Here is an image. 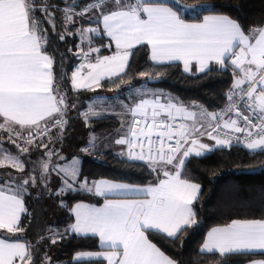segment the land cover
Returning <instances> with one entry per match:
<instances>
[{
    "label": "snow or ice",
    "instance_id": "6c2138e0",
    "mask_svg": "<svg viewBox=\"0 0 264 264\" xmlns=\"http://www.w3.org/2000/svg\"><path fill=\"white\" fill-rule=\"evenodd\" d=\"M54 7L49 0H40L39 4L37 0H0V130L8 133L21 154H27L21 158L8 152L0 158V168L9 166L21 174L0 176V264H38L35 249L39 242H21L19 235L25 231L22 215H28L24 197L29 188H39L41 194L52 193V173L60 180L56 195L82 191L104 197V202L100 207L75 204L71 208L74 222L63 233L49 229L50 235H42L40 240L55 244L65 234H91L99 237L102 250L80 251L74 256L76 261L177 264L150 236L155 233L175 240L197 224L193 204L201 185L185 178L186 164L214 149H230L234 140L243 142L252 154L264 153V26H253L246 32L236 19L217 11L215 0L191 6L193 12L208 13L202 18L194 16L198 22L184 18L189 6L179 0H88L83 8L78 2L65 4L61 10L63 31L57 33V17L49 11ZM38 11L61 41L68 35H78L81 40L75 55L84 62L70 77L74 91H94L104 79L116 84L122 74H128L137 46L146 45L153 67L182 62L186 73L193 71V65L197 72L206 73L215 70L210 67L213 62L224 70L232 66L233 84L225 94L227 103L220 111L210 112L172 98L162 103L157 92L151 93L152 99L144 98L147 91L142 93L133 86L139 98H133L132 106L120 102L124 114L132 119L121 122L122 134L114 143L126 146L129 161L146 162L156 173V182L147 186L109 179L82 182L78 159L63 165L57 162L66 158L54 145L62 139L65 117L75 104H68L63 86L66 73L54 72V57L47 51L48 34L36 16ZM89 14L88 23L92 24L94 17L95 27H75ZM96 35L106 36L108 43L101 40L100 47H94ZM113 44L112 55H100L102 47L111 49ZM85 68L87 73L82 74ZM139 76L156 78L150 72H140ZM240 101H244L243 107ZM80 115L88 123L101 113L90 104ZM178 120L191 124H177ZM53 128L58 130L55 136L51 134ZM205 136L214 145L201 142ZM97 140L91 136L83 151H95ZM40 149L44 150L42 156L31 161V152ZM29 163L33 166L26 171ZM130 195L137 198H127ZM199 252L219 254L221 258L264 256V216L232 219L212 228ZM39 264H52L51 257L45 254ZM253 264H264V260Z\"/></svg>",
    "mask_w": 264,
    "mask_h": 264
},
{
    "label": "trees",
    "instance_id": "16d2710c",
    "mask_svg": "<svg viewBox=\"0 0 264 264\" xmlns=\"http://www.w3.org/2000/svg\"><path fill=\"white\" fill-rule=\"evenodd\" d=\"M78 2L83 8L88 0H49V3L56 7L50 8L57 17L56 32L63 31L61 25V10L66 3ZM207 0H179L180 4L188 5L189 10L184 12V18L188 21H196L194 16L202 17L206 12H193L191 6L205 3ZM40 0H37V4ZM217 11L229 15L236 19L247 32L253 26H264V0H215ZM36 16L42 21V27L48 34L47 51L54 57V72L66 73L67 79L64 81V90L68 94V104H75L76 108L69 107L70 117L65 118L67 124L63 130L64 137L57 142L58 149L63 146L64 139L67 146L73 142L75 146L70 156L63 163L74 155L80 156V179L87 182L109 179L115 182L130 183L139 186L147 185L154 180L155 174L147 164L129 162L126 158L115 156L110 151L86 153L80 155L78 150V135L71 137L74 120L84 111L87 104L97 97L108 99H126L127 91L134 87L144 85L154 87L173 96L181 103L198 104L210 112H218L226 102L225 94L232 86L233 68L228 66L227 70L219 69L206 73L186 74L181 69L180 64L173 63L170 66L153 67L149 61L148 48L137 46L135 55L130 58V69L128 74L116 84L104 79L101 87L95 90L74 91L71 88L70 77L75 66L79 63L80 57L75 55L77 45L81 43L78 35H68L61 41L59 36L53 33L52 26L44 19L42 12H36ZM80 21V20H79ZM88 23H77L75 27ZM72 27V26H69ZM74 30V29H73ZM104 36L96 35L93 40L94 47H100ZM86 45H84L85 47ZM71 49V51H69ZM112 49L101 48L100 55L110 53ZM96 55V54H95ZM94 57V56H93ZM140 72H150L160 79L158 84H148V77L139 76ZM158 73H162L157 75ZM120 123L113 117L93 118L86 124V130L92 133H99L114 130ZM75 127V126H74ZM0 138L3 143L0 147L7 149L16 148L8 139V133L0 130ZM46 139V138H45ZM84 138L83 140H85ZM70 142H72L70 144ZM14 146V147H13ZM53 147V146H52ZM72 149V150H73ZM39 151H34L31 155L37 156ZM15 154V153H13ZM264 153L252 154L244 146L233 144L230 149H214L212 153H207L205 157L191 159L186 164L185 178L191 179L193 183L201 185V192L198 200L193 204L196 213L197 224L179 234V238L163 239L159 234H153L150 239L158 247L177 262V264H245L252 260H264V256L259 254L235 255L221 258L219 254L200 253L199 248L204 240L206 232L217 226H224L232 219L261 218L264 216ZM27 167V165H26ZM11 173L13 176H20L12 168H0V176L4 173ZM34 174V173H33ZM60 185V180H51L50 187L52 193L43 192L39 188H29L25 195V207L28 215H22V225L25 229L19 235L23 240L33 244L39 242L35 249L37 261L43 259L44 255L51 256L52 264H105L103 260L76 261L74 256L80 251L96 252L101 250L95 236H77L75 234H65L63 238H58L55 244L49 239L40 240V237L50 235L49 229L53 232L63 233L64 229L73 222L70 209L77 202H85L94 205H101L104 198L88 194L82 191H66L62 195H56ZM63 202V206L61 205Z\"/></svg>",
    "mask_w": 264,
    "mask_h": 264
},
{
    "label": "rangeland",
    "instance_id": "374dc122",
    "mask_svg": "<svg viewBox=\"0 0 264 264\" xmlns=\"http://www.w3.org/2000/svg\"><path fill=\"white\" fill-rule=\"evenodd\" d=\"M89 16H90V14L89 15H86L85 17H83V18H81L80 19V21H79V23H82V24H84V23H88V19H89ZM92 19H95L94 17L92 18ZM80 27H85V28H87V27H94V25L93 24H85V25H80ZM232 84H233V81H232ZM137 95L138 93H135L133 90H131V88L127 91V94H126V99L125 100H121V99H108V98H106V97H97V98H94L93 100H91L88 104H87V107L84 109V111H86L87 109H88V106L90 105V104H92V105H94L95 106V108L97 109V108H101V109H103V110H107L108 112L106 113V114H104V113H101V115L99 116V117H102V116H111V117H114L113 116V114H112V110H119V111H122V107H121V101H123V103L124 104H127V100H129L130 98H133V97H135V95ZM99 98H103V101H101ZM75 108H76V106H75ZM84 111H82V112H80L79 114H77V116L78 117H80V118H78L77 120L75 119L74 120V118H73V121H74V126H73V129L71 130V132H70V136L71 137H74V136H76V135H78L79 136V138H80V140H79V142H82V144L83 145H79V148H78V150H80V155L82 156V155H86V153L88 154V153H93V152H104V151H110V152H112L115 156H117V157H120V158H124L125 156L123 155V156H121V152L123 151V149L122 148H119L117 145H115V143H114V141H115V139H117V137H120V135L122 134V130H121V122L123 121V122H125L126 121V116H122V117H119V120H120V125H119V127L117 128V129H114V130H108V131H103V132H99V133H92V132H88L87 130H86V122H85V120L83 119V117H82V115H80L81 113H83ZM67 115H69V117L71 116L70 115V112L68 111L67 112ZM98 117V118H99ZM118 117V116H117ZM66 119V118H65ZM118 130H120V131H118ZM57 132H58V130L57 129H55V128H53L52 130H51V134L53 135V136H55L56 134H57ZM93 135H95L97 138H98V140H97V148H96V150L95 151H90V152H85V151H83V149L84 148H86L87 146H88V141H89V139L91 138V136H93ZM64 137V135L62 134V138ZM84 138H86L85 140H83ZM205 138H207V137H205ZM67 139L68 138H66V139H64L65 141H63V146L60 148V155L61 156H63V157H68V156H70V154L72 153V151H76L77 149H75V148H77L76 147V145H74L75 143L73 142H70V146H67L68 144H66V141H67ZM18 143H19V141H18ZM14 145V144H13ZM58 143H56L55 145H54V147L56 148V149H58L57 147H58ZM53 145H50V147H52ZM75 146V148L73 149V147ZM14 147V146H13ZM14 148H16V149H14V150H19L16 146L14 147ZM73 149V150H72ZM43 149H42V151L41 152H39L38 154H37V156H34V154L33 155H30V157H28L31 161H36L37 159H38V157H40V156H42V153H43ZM59 151V150H58ZM8 152H11V154H13V153H15V154H13V155H21V158H24L27 154H21L20 152H18V151H13V149H6L5 148V146L4 147H0V158H2L3 157V155L4 154H7ZM34 151H32L31 153H33ZM78 159V161H79V164H78V166H79V168H80V156H78V155H74L73 157H71L68 161H66V162H61L60 164H66V163H71V161L73 160V159ZM54 160H55V158H53ZM58 163H59V161H57ZM27 165V167H26V171L27 170H29V169H31L32 168V164L31 163H29V164H26ZM6 167H8V168H11V167H9V166H5L4 168H6ZM36 173H34V175H35ZM154 174H156L155 172H154ZM59 178L57 177V175L55 174V173H52V176H51V180H53L54 182L56 181V180H58ZM83 182V181H82ZM59 188H60V185H59ZM59 188H58V191H59ZM57 191V192H58ZM52 256V254H50L49 255V257H51Z\"/></svg>",
    "mask_w": 264,
    "mask_h": 264
},
{
    "label": "crops",
    "instance_id": "0c3cea01",
    "mask_svg": "<svg viewBox=\"0 0 264 264\" xmlns=\"http://www.w3.org/2000/svg\"><path fill=\"white\" fill-rule=\"evenodd\" d=\"M202 18V17H201ZM188 22H198V21H188ZM93 25H94V27L96 26L95 25V19H93V23H92ZM105 37V39H106V44L108 43V38L106 37V36H104ZM85 50H87V44L85 43ZM146 46V45H145ZM147 47V46H146ZM148 48V47H147ZM112 51L110 52V53H108V54H106V55H112L113 54V52L115 51V46H114V44H113V46H112ZM148 51H149V49H148ZM149 55H150V51H149ZM94 56V57H93ZM94 58H95V53H93V55H92V59H93V62H94ZM82 62H84L81 58H80V61H79V63L75 66V68L80 64V63H82ZM174 63H177V64H180V66H181V69L183 70V72H184V69H183V64H182V62H174ZM210 67H212L213 69H216V70H219V69H221L220 68V66L219 65H216L214 62L210 65ZM75 68H74V70H75ZM73 70V71H74ZM87 73V69L85 68L84 69V72L82 73V74H86ZM184 73H186V72H184ZM191 73H193V74H198V73H200V72H197L196 70H195V65H193V71H191V72H188V73H186V74H191ZM136 88H140L141 89V92L143 93V92H145V91H147V95L146 96H144V98H147V99H152L153 97H152V95H151V93L152 92H157V93H160L161 95H160V99H161V102L162 103H166L167 102V99L168 98H172L173 100H174V102H177V103H181V102H179L176 98H174L173 96H171V95H169V94H167V93H165V92H163L162 90H160V89H158V88H154V87H149V86H144V85H140V86H137ZM81 90H85V89H81ZM131 90H132V88H131ZM135 95V94H134ZM135 97L138 99L139 98V94H137V95H135ZM134 98V97H133ZM133 98H130L129 100H127V105H129V106H132L133 105V103H134V99ZM183 105H185V106H189L190 108H191V106L193 105V104H187V103H182ZM195 105H198V104H195ZM95 110L96 111H98V112H100V113H104V114H106L108 111L107 110H102L101 108H95ZM191 110H194V111H198V109H194V108H192ZM112 112V114H113V118H115V119H117L118 121H119V123H120V120H119V117H122V116H126V121L125 122H127V121H130L131 119H132V117L130 116V114L129 115H126V114H124V112H123V109H122V111H119V110H112L111 111ZM118 116V117H117ZM102 117H111V116H102ZM98 118V117H97ZM184 123H188V124H191V121H184ZM206 137V136H205ZM205 137H202L201 138V142H203V143H207V144H209V145H214V141L213 140H210V139H208V138H205ZM118 138H120V137H117V139ZM116 145V144H115ZM119 148H122L123 149V152H124V156L126 155V146H121V145H117ZM125 158V157H124ZM95 181V180H94ZM91 182L92 181H90V182H88L89 184H91ZM156 182V174H155V177H154V180L152 181V182H150V183H155ZM149 183V184H150ZM149 184H147V185H149ZM147 185H143V186H147ZM102 198H104V197H102ZM111 198H125V197H123V196H113V197H111ZM127 198H137V197H135V196H128ZM103 202H104V200H103ZM103 202L101 203V205L103 204ZM77 203H84V204H89V203H85V202H77ZM77 203H75V204H77ZM75 204H73L72 205V207L71 208H73L74 206H75ZM89 205H94V204H89ZM101 205H94V206H96V207H100ZM70 212H71V209H70ZM71 215H72V218H73V222H74V216H73V214L71 213ZM72 222V223H73ZM217 227H221V226H217ZM214 228V227H213ZM212 229V228H211ZM211 229H209L207 232H206V234H205V237H204V240H203V242H202V244H201V246L203 245V243H204V241L206 240V238H207V233L209 232V231H211ZM89 236H92L91 234H89ZM96 238H97V240H98V243H99V246H100V248H101V242H100V240H99V237L98 236H95ZM201 246H200V248H201ZM199 248V249H200ZM101 250H102V248H101ZM101 250H99V251H101ZM99 251H96V252H99ZM104 261V260H103ZM255 261H260V260H252V261H250V262H247V263H245V264H253V262H255ZM105 262V264H107V262L106 261H104Z\"/></svg>",
    "mask_w": 264,
    "mask_h": 264
},
{
    "label": "built area",
    "instance_id": "2783aa9c",
    "mask_svg": "<svg viewBox=\"0 0 264 264\" xmlns=\"http://www.w3.org/2000/svg\"><path fill=\"white\" fill-rule=\"evenodd\" d=\"M229 66H230V65H229ZM231 67H232V66H231ZM245 87H246V85H245ZM226 103H227V101L225 102L224 106H223L221 109H223V108L225 107ZM240 104H241V107H243L244 101H240ZM221 109H220V110H221ZM220 110H219V111H220ZM246 114H247V113H246ZM226 119H227V117H226ZM179 123H184V121H182V120H178V121H177V124H179ZM225 131H227V130H225ZM233 144L243 146V142L236 143L235 140L233 141ZM125 158H126L127 161H129L128 158H127V152H126ZM129 162L141 163V164H147V163L144 162V161H129Z\"/></svg>",
    "mask_w": 264,
    "mask_h": 264
},
{
    "label": "water",
    "instance_id": "95a60500",
    "mask_svg": "<svg viewBox=\"0 0 264 264\" xmlns=\"http://www.w3.org/2000/svg\"><path fill=\"white\" fill-rule=\"evenodd\" d=\"M160 82V79H149L147 78L148 84H158Z\"/></svg>",
    "mask_w": 264,
    "mask_h": 264
}]
</instances>
